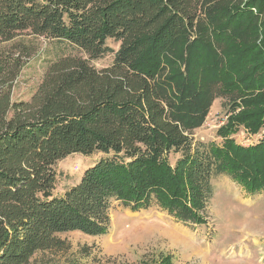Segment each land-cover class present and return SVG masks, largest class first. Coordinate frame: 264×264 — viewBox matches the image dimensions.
Listing matches in <instances>:
<instances>
[{
	"label": "trees",
	"instance_id": "16d2710c",
	"mask_svg": "<svg viewBox=\"0 0 264 264\" xmlns=\"http://www.w3.org/2000/svg\"><path fill=\"white\" fill-rule=\"evenodd\" d=\"M23 32L84 56L20 102L19 65L0 59V264L63 250L64 233L104 235L115 203L202 226L217 177L264 190V0H0V42ZM218 99L221 143H204L194 132ZM240 128L260 141L237 145ZM72 155L101 157L55 196L54 166Z\"/></svg>",
	"mask_w": 264,
	"mask_h": 264
},
{
	"label": "rangeland",
	"instance_id": "374dc122",
	"mask_svg": "<svg viewBox=\"0 0 264 264\" xmlns=\"http://www.w3.org/2000/svg\"><path fill=\"white\" fill-rule=\"evenodd\" d=\"M107 45L113 51L118 49L114 41H107ZM77 56L84 55L68 42L30 32L0 42V59L19 65L11 101H29L53 65ZM112 62L113 54H108L90 64L100 70ZM223 103L221 99L213 103L204 125L194 132L197 140L221 143L217 133L227 123ZM260 137L240 128L231 139L247 147ZM100 157L72 155L57 162L53 194L62 196ZM213 189L207 223L202 226L177 222L158 207L132 212L115 203L104 235L61 234L58 238L65 243L63 250L37 252L30 264H155L166 257L173 264H264V190L249 195L225 176L214 180Z\"/></svg>",
	"mask_w": 264,
	"mask_h": 264
}]
</instances>
